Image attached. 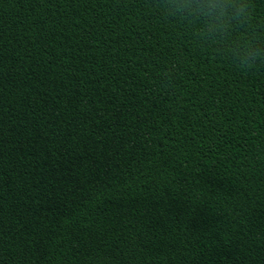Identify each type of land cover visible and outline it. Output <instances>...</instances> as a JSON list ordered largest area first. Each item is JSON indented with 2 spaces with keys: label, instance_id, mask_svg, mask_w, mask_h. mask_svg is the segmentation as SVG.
<instances>
[{
  "label": "trees",
  "instance_id": "trees-1",
  "mask_svg": "<svg viewBox=\"0 0 264 264\" xmlns=\"http://www.w3.org/2000/svg\"><path fill=\"white\" fill-rule=\"evenodd\" d=\"M0 264H264V67L140 0H0Z\"/></svg>",
  "mask_w": 264,
  "mask_h": 264
},
{
  "label": "clouds",
  "instance_id": "clouds-1",
  "mask_svg": "<svg viewBox=\"0 0 264 264\" xmlns=\"http://www.w3.org/2000/svg\"><path fill=\"white\" fill-rule=\"evenodd\" d=\"M142 11L179 29L190 45L239 72L264 67V26L253 0H140ZM180 64L173 59L155 74L154 90L175 91Z\"/></svg>",
  "mask_w": 264,
  "mask_h": 264
}]
</instances>
